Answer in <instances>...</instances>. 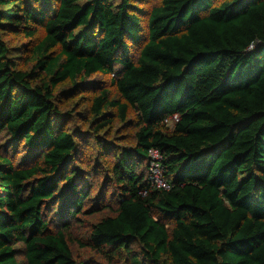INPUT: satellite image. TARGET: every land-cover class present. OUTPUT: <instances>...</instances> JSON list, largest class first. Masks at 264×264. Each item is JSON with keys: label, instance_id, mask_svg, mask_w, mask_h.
Here are the masks:
<instances>
[{"label": "trees", "instance_id": "obj_1", "mask_svg": "<svg viewBox=\"0 0 264 264\" xmlns=\"http://www.w3.org/2000/svg\"><path fill=\"white\" fill-rule=\"evenodd\" d=\"M137 1L0 0V264H79L67 232L97 209L100 169L116 205L89 225L91 250L123 264H264V0H160L146 35ZM85 91L86 107H69ZM131 111L130 144L113 145ZM152 148L168 189L147 180Z\"/></svg>", "mask_w": 264, "mask_h": 264}, {"label": "rangeland", "instance_id": "obj_2", "mask_svg": "<svg viewBox=\"0 0 264 264\" xmlns=\"http://www.w3.org/2000/svg\"><path fill=\"white\" fill-rule=\"evenodd\" d=\"M160 0H140L137 2H133V5L137 8L139 17L141 18V25L143 29L144 35L147 33V18L149 14V10L152 6L158 4ZM144 37V36H143ZM28 39L25 37H15L13 38L12 45H16L20 42H25ZM133 53L135 57L137 56L138 53V47H133ZM15 55H17L19 62H21V59L25 56V53L23 50H16ZM22 61H25V65L27 67H30V63L26 62L25 59H22ZM90 79L98 82L101 81L103 82L104 87H107L108 90L111 93H114V87L110 85V79L111 75H105L101 73H96L90 77ZM90 92H81V94L77 95L74 98H71L66 101V103L70 106L73 105V108L75 111H82L86 107V99L90 97ZM129 125L130 128L126 130V128H123L120 122L115 121L113 123V126L109 129L110 133L107 135L108 140L113 143V145L120 144V145H129L130 141L129 140H123L124 137L130 136L133 131L136 129L135 126V121L136 117L133 111L129 113ZM78 122L77 118H73L72 121L67 122L68 127H73L77 125ZM84 129L86 126L84 125ZM6 136L3 133H0V145L5 143ZM6 145V144H5ZM88 148L90 151V154L87 156L93 157L96 152H95V144L92 141V139L89 138L88 141ZM115 151V150H113ZM15 159V162L17 163L21 157L24 156L25 154V149H23V142H20L14 152L9 151ZM92 178V189L90 192L89 197H96L99 196L98 198V204H97V209L91 213V214H81L79 215V221L80 222H75L72 223L70 229L67 232L68 235V244L71 248L72 254L74 259L79 263V264H123L118 258H113V259H107L100 253L91 250L89 247L85 246L83 238L85 237L86 232L89 229V225L101 218L102 216H106L109 214H112L114 209H115V198L111 196V185H109L106 189L104 186V172L103 170H97L92 173L91 175ZM105 192V197L104 200L102 196H100L101 192ZM107 203L109 207H104L103 204ZM17 247L21 248L22 244L19 243L17 244ZM17 261L18 263H22L24 261L22 251L19 252L17 255Z\"/></svg>", "mask_w": 264, "mask_h": 264}, {"label": "built area", "instance_id": "obj_3", "mask_svg": "<svg viewBox=\"0 0 264 264\" xmlns=\"http://www.w3.org/2000/svg\"><path fill=\"white\" fill-rule=\"evenodd\" d=\"M174 120H176V116H173L170 121ZM161 159V154L157 149H149L147 154V180L153 188L168 189L170 187V184L167 178L165 177L164 167L161 162Z\"/></svg>", "mask_w": 264, "mask_h": 264}]
</instances>
